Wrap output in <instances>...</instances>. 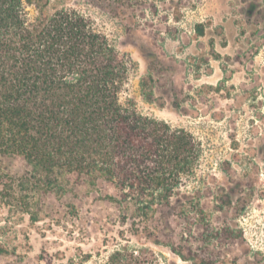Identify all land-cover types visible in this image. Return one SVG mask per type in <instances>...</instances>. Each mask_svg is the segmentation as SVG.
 <instances>
[{"label":"rangeland","instance_id":"rangeland-1","mask_svg":"<svg viewBox=\"0 0 264 264\" xmlns=\"http://www.w3.org/2000/svg\"><path fill=\"white\" fill-rule=\"evenodd\" d=\"M46 1V14L65 7L91 18L129 61L125 100L203 143L202 181L192 187L205 212L183 210L189 195L159 206L139 245L135 218L107 198L117 194L108 185L35 198L29 213L0 200L10 251L0 264H104L125 239L161 264H264L263 164L247 175L232 149L234 139L242 149L257 143L264 127V0ZM3 161L11 175L25 171L19 157ZM223 195L230 204L220 208Z\"/></svg>","mask_w":264,"mask_h":264},{"label":"trees","instance_id":"trees-1","mask_svg":"<svg viewBox=\"0 0 264 264\" xmlns=\"http://www.w3.org/2000/svg\"><path fill=\"white\" fill-rule=\"evenodd\" d=\"M44 6L43 0H0V200L29 213L35 198L108 185L117 194L107 198L135 218L139 245L159 206L189 195L183 210L205 212L200 188L192 187L202 181L203 143L124 99L129 61L91 18L65 7L46 14ZM261 134L245 149L233 141L247 175L258 163L264 169V127ZM11 157L23 159L22 175L6 171L3 160ZM229 200L223 195L220 208ZM8 254L0 239V258ZM104 264L161 263L125 239Z\"/></svg>","mask_w":264,"mask_h":264}]
</instances>
